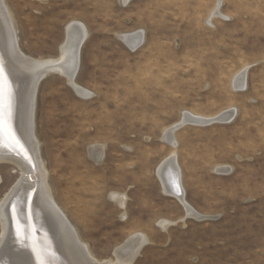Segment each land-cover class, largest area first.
<instances>
[{
  "label": "rangeland",
  "instance_id": "obj_1",
  "mask_svg": "<svg viewBox=\"0 0 264 264\" xmlns=\"http://www.w3.org/2000/svg\"><path fill=\"white\" fill-rule=\"evenodd\" d=\"M5 1L34 58L59 55L68 23L89 30L76 82L93 96L60 75L43 79L36 132L56 202L93 256L116 262L142 233L133 264H264V0ZM139 31L145 42L132 51L119 36ZM246 68V88L235 89ZM232 109L231 122L176 130V148L162 140L184 112ZM173 151L185 199L206 219L162 188L156 171ZM0 176L1 202L20 170L1 163ZM112 194L126 195L124 208Z\"/></svg>",
  "mask_w": 264,
  "mask_h": 264
},
{
  "label": "bare ground",
  "instance_id": "obj_2",
  "mask_svg": "<svg viewBox=\"0 0 264 264\" xmlns=\"http://www.w3.org/2000/svg\"><path fill=\"white\" fill-rule=\"evenodd\" d=\"M65 31V40L56 58L29 56L19 45L17 25L6 1L0 0V164H13L20 170L21 177L0 202V249L5 244L7 246L6 251L0 254V264H133L148 243L146 235L138 233L129 238L115 252L116 262L98 261L56 202L49 183V171L36 132L40 83L44 78L57 74L66 78L78 96L86 99L93 96L76 82L81 48L89 37V30L84 23L72 21ZM119 38L135 51L145 42V32L121 34ZM246 71L247 68L235 77V89L246 88ZM235 116V109L223 111L213 118L184 112L180 121L165 130L162 140L176 148L174 132L182 126L228 123ZM90 151L97 163L103 160L104 146H96ZM230 169L218 168L217 171L226 173ZM156 174L164 192L183 205L187 216L206 219L185 199L175 151L160 163ZM111 199L121 208L126 205V195L112 194ZM170 224L162 221L160 226L166 230Z\"/></svg>",
  "mask_w": 264,
  "mask_h": 264
},
{
  "label": "water",
  "instance_id": "obj_3",
  "mask_svg": "<svg viewBox=\"0 0 264 264\" xmlns=\"http://www.w3.org/2000/svg\"><path fill=\"white\" fill-rule=\"evenodd\" d=\"M44 79H45V78H44ZM12 97L15 98V95L13 94ZM182 127H183V126H182ZM179 129H180V128H179ZM36 191H37V190H35V192H34V194H33V198H34V196H35ZM33 198H32V200H33ZM6 247H7L6 244L3 245V246L1 247V249H0V254H1L2 252H5V251H6Z\"/></svg>",
  "mask_w": 264,
  "mask_h": 264
}]
</instances>
